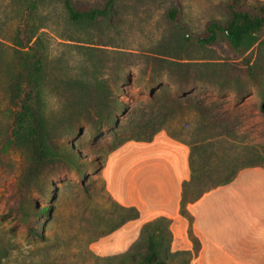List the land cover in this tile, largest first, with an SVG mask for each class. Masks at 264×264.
Returning <instances> with one entry per match:
<instances>
[{
  "label": "trees",
  "instance_id": "trees-1",
  "mask_svg": "<svg viewBox=\"0 0 264 264\" xmlns=\"http://www.w3.org/2000/svg\"><path fill=\"white\" fill-rule=\"evenodd\" d=\"M39 1L60 2L68 21L77 24L83 21L96 23L106 18L115 3L121 0L26 1L16 29L21 52L14 57V70L0 88V113H6L9 119L0 136V205H3L5 214L13 216L27 235L38 236L34 221L48 215L50 207L32 206L31 197L43 195L49 191V186L53 187L48 185V179H56L62 171L73 170L83 182L84 193L90 198L95 182L82 175L85 169H91L99 175L105 197L114 209L100 214L98 221L101 224L112 225L97 239L109 235L125 223L136 220L139 213L133 207L120 206L106 192L101 175L106 157L126 142H150L161 131L171 139L183 142L179 136L186 131L183 118L188 116L194 120L197 136L190 143H185L189 148L190 176L181 185L179 214L188 223L187 235L192 250L171 252V220L160 217L142 225L138 238L128 251L104 259L113 260L115 264H189L197 256L200 244L192 232L193 220L187 210L188 205L210 191L232 183L244 169L264 168V146L248 143L244 140L246 132H242L248 120L244 116L246 111L257 109L264 114V74L256 72L247 61L242 70L230 68L215 72L194 70L180 57L172 63L139 54L130 56V60L120 58L114 75L103 83L105 89L97 97L89 93L85 96V92L76 89L78 91L72 95L68 105L74 111L69 113L65 123L57 121L48 135L38 90L45 59L33 24ZM205 1L222 12L223 20H209L201 32L195 33L182 19L180 0H169L163 19L181 34L186 44L211 47L224 40L237 50L246 36L264 35V2ZM124 68L141 76L142 89L149 94L150 103L142 109L122 101L123 98L135 99L122 86L121 70ZM164 77L172 79L171 91L163 86L161 78ZM123 79L128 80L125 74ZM201 82L220 92L218 100L206 104L207 99L215 96L200 95L197 85ZM81 120L88 124L94 137L105 129L110 132V136L101 139L102 143H114L109 145L104 159H85L75 152L74 145H70L72 138L64 134V129Z\"/></svg>",
  "mask_w": 264,
  "mask_h": 264
},
{
  "label": "rangeland",
  "instance_id": "rangeland-1",
  "mask_svg": "<svg viewBox=\"0 0 264 264\" xmlns=\"http://www.w3.org/2000/svg\"><path fill=\"white\" fill-rule=\"evenodd\" d=\"M26 1L0 0V88L14 70V57L21 52L16 29ZM180 2L182 19L195 33L201 32L209 20H223L222 12L205 0ZM169 5V0L143 3L121 0L115 3L106 18L96 23L83 21L71 24L60 2H37L33 24L45 59L38 90L46 134L50 135V129L57 121L65 123L69 113L74 111L68 105L72 95L77 93L76 89L92 97H97L105 89L103 83L114 75L120 58L130 60L139 54L172 63L180 57L194 70L215 72L230 68L242 70L247 61L256 72L264 74V35L246 36L237 50L224 40L211 47L186 44L181 34L163 19ZM121 75L123 88L135 96L134 101L125 98L122 101L140 109L148 105L149 94L142 89L141 76L128 68L122 69ZM161 82L171 91L172 79L164 77ZM197 90L200 95L215 96L207 99L206 104L218 100L220 95L205 82L198 83ZM244 116L248 119L242 129L243 133L246 132L244 140L264 146V114L253 109L246 111ZM183 121L186 131L179 137L188 144L196 138L197 132L195 135L191 117L186 116ZM8 122L7 114L0 113V136ZM64 134L72 138L70 145H74L75 152L85 159H104L109 145L114 144L101 142L110 136L108 130L94 137L88 124L82 120L66 127ZM83 173L82 177L92 178L95 182L90 198L84 193L83 182L73 170L62 171L56 179H48V185L53 187L49 186V191L43 195L31 197L32 206L50 207L48 215L34 221L38 236L27 235L22 225L17 224L13 216L6 215L3 205H0V264H115L113 260L97 257L89 250L90 243L112 225L101 224L98 221L100 214L114 209L105 197L99 175L91 169H85Z\"/></svg>",
  "mask_w": 264,
  "mask_h": 264
},
{
  "label": "crops",
  "instance_id": "crops-1",
  "mask_svg": "<svg viewBox=\"0 0 264 264\" xmlns=\"http://www.w3.org/2000/svg\"><path fill=\"white\" fill-rule=\"evenodd\" d=\"M189 148L164 131L150 142L124 143L105 159V190L139 216L89 245L97 257L128 251L143 224L171 220V252L191 251L188 223L179 214L181 185L190 176ZM200 250L189 264H264V168H247L236 179L188 205Z\"/></svg>",
  "mask_w": 264,
  "mask_h": 264
}]
</instances>
